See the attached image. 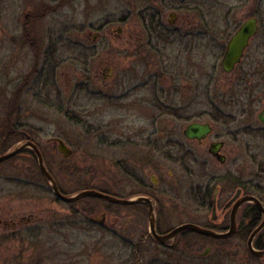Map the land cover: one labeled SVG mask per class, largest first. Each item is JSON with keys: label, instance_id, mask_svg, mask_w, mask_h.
<instances>
[{"label": "flooded vegetation", "instance_id": "af4514ba", "mask_svg": "<svg viewBox=\"0 0 264 264\" xmlns=\"http://www.w3.org/2000/svg\"><path fill=\"white\" fill-rule=\"evenodd\" d=\"M90 8L97 11L94 0H0V65L2 74L11 80V99L2 107L7 115L2 125L9 129L3 147L15 138L1 156L18 150L0 163L18 159L12 164L11 190L6 182L1 188L0 264H52L58 242L65 247L69 239L80 240L89 232L101 231L127 240L120 234L122 227L140 245L150 239L174 248L179 236L189 231L161 244L150 224L154 221L159 236L179 227L162 229L172 224L171 215L165 216V196L172 193L167 187L171 189L182 175L191 183V202L205 211L203 225L186 224L220 234L230 233L235 225L225 239L200 236L213 242L247 241L248 245L255 235L253 246L258 249L257 244L264 242V227L254 234L264 224V0H126L124 29L111 28L113 14L102 24L96 20L86 25L85 12ZM248 22L254 25L246 27ZM108 28L114 39L124 37L125 75L109 68H103L101 76L100 71L89 73L95 61L104 67L113 65L99 51L102 32ZM69 63L80 70L75 84L73 80L60 82ZM101 81L108 90L100 89ZM116 87L123 89L120 98L129 110V122L123 126L126 132L118 134L120 140L100 135L97 141L137 149L123 152L124 160L130 159L127 188L133 191L128 197L110 195L147 200L131 205L111 203L129 209L124 217L117 211L115 217L103 213L102 219L71 217L81 213L67 210L52 219V200L36 201L30 195L36 189L37 173L49 185L56 203L78 202L65 203L54 194L34 147L66 196L47 160L53 156L52 146L56 145L63 161L74 156V150L60 137L37 140L27 114L49 111L64 114L72 123L86 124L84 119L74 121L77 118L71 111L84 108L91 92L116 98ZM166 117H173L175 125L164 122ZM61 143L70 151L68 156L60 151ZM145 160H151L150 168L137 163ZM165 161L175 163L180 174L166 172ZM45 191L46 186H40L39 192ZM141 220L149 223L147 233L132 232L134 226H142ZM62 257L69 264V257Z\"/></svg>", "mask_w": 264, "mask_h": 264}, {"label": "rangeland", "instance_id": "374dc122", "mask_svg": "<svg viewBox=\"0 0 264 264\" xmlns=\"http://www.w3.org/2000/svg\"><path fill=\"white\" fill-rule=\"evenodd\" d=\"M94 6H97L95 13L92 12V8H90V12H85L86 25L92 22L96 23V20H99L102 24L109 19L108 14H113L111 19L115 20V24L111 28L122 27L124 29L123 20L126 12V0H112L104 3L94 0ZM85 35L89 36L87 31ZM102 37L101 42H99L100 57L105 58L106 61L107 58H110L113 65L104 67L103 62L95 61L89 65V73L98 74V71H100V75L104 72L103 68H109L115 74L125 75L127 73V57L124 37L114 39L110 34V28L102 32ZM86 41H88L87 37ZM90 41H92V36ZM1 68L0 65V156L10 149L15 140V138L10 139L8 145L3 147L8 137L6 132L9 129H5L2 125V120L7 117L2 107L11 99V93L9 95L11 80L2 74ZM63 71L65 74L61 76L60 82L66 84L69 80H73L75 84L77 75L80 72L78 66L69 63L64 66ZM117 79H120V77H117ZM99 85L102 90L109 89L103 81ZM118 89L116 87L114 93L117 97L107 96L109 99L95 96L91 92L89 101L85 100L82 105L84 108H77L76 112L71 111L73 117L77 118H74V121L78 119L83 121L84 119L86 124L72 123L64 114L49 111L27 114L28 118L31 119L30 122L35 125L32 131L37 140L45 141L60 137L74 150V156L63 161L56 145L52 146L51 148L54 150L51 155L53 156L47 160L48 168L53 172L59 186L68 196L84 190H100L109 193V195L118 194L128 197L133 191L129 187L127 188L126 169L129 167L130 159L124 160L123 152H134L137 148L111 147L104 144L100 145L97 141L100 135H105L112 140H120L118 134L126 132L123 126L129 122L127 119L129 110L126 107V100L120 98L123 89L120 91ZM143 121L148 120L142 119ZM164 122H168L171 126L175 125L173 117H166ZM103 124L105 128L98 127V125L103 126ZM183 125L184 123L181 122V126ZM17 160L0 165V203L4 202L1 194L3 183L6 182L9 190L12 188L11 182H9L15 176L12 164H15ZM150 162L151 160H145L137 163L149 165ZM164 169L166 172L172 171L178 175L180 174L178 166L173 162L165 161ZM36 170H39L38 165ZM181 177L178 179L179 182H175V185L171 186V189L167 187L172 193L169 194V197L168 195L165 196L167 206L165 216L168 218L171 215L172 224L163 225L162 229L164 231L186 223L200 225L205 223V211L199 210L195 202H191L189 178ZM40 186H46L48 191L39 192ZM48 186L45 179L37 173L36 189L30 195L36 201L52 200V219L64 216L62 212L67 210L69 214H74L77 210L81 213L71 217H96L97 219H102L103 213H106L107 218L110 216L115 217V211L124 217L125 210H129L122 207L116 208L108 201L95 197H86L71 205L56 203L57 200ZM8 194L11 195V192ZM9 200H11V197H8L6 201L9 202ZM109 223L111 222L108 219L107 225ZM141 224L142 226H134L132 232L146 234L147 229L149 230V223L141 220ZM122 228L120 234L123 239L127 240L115 239L109 233L101 231L100 233L89 232V236H83L80 240L69 239L65 247L62 246V242H58V249L54 248L53 250L52 264H66L65 258L62 257L64 255L69 257V264H264V258H256L249 253L247 241L241 244L236 241L213 242L199 234L186 232L179 236L177 246L174 248L163 247L150 239L140 245L137 240L127 235L129 233L125 232V227ZM72 233L81 234L76 231ZM169 244H172V242ZM208 248L211 250L208 254H205Z\"/></svg>", "mask_w": 264, "mask_h": 264}, {"label": "water", "instance_id": "95a60500", "mask_svg": "<svg viewBox=\"0 0 264 264\" xmlns=\"http://www.w3.org/2000/svg\"><path fill=\"white\" fill-rule=\"evenodd\" d=\"M254 25L253 22H248L245 24L246 27ZM35 151L37 152L38 156H39V164H40V168L43 172V174L45 175V177L49 180V182L52 185V189L54 194L59 198V200L65 202V203H72V202H76L79 201L83 198L86 197H95V198H99V199H103L106 200L110 203H115V204H121V205H131V204H136L138 202L147 200L144 198H137V199H120L117 197H114L112 195L97 191V190H84L81 191L75 195H71V196H66L64 194H62L57 186V183L55 181V179L52 177V175L50 174V172L47 170L43 158L41 156V154L39 153L38 149L36 147H34ZM60 151L62 153H64L66 156H68L70 154V151L66 148V146L61 143L60 144ZM18 152V150H13L3 156L0 157V163L10 159L11 157H13L14 155H16V153ZM150 228H151V233L154 235V237L156 238L157 241H159L161 244H166L167 242L171 241V240H175L176 237L186 231L189 232H194L196 234L202 235V236H211L217 239H225L227 237H229L231 234H233V230L235 228V225L232 228V231L230 233L227 234H220V233H216L213 232L211 230H208L204 227L195 225V224H184L179 226L178 228H176L174 231H172L170 234L165 235V236H159L156 233V229H155V223L154 221L151 222L150 224ZM264 227V224L262 225V227L260 229H258L254 234H257L262 228ZM255 235H253L252 240L249 241L248 243V249L250 251V253L257 257V258H264V250H259L254 248L253 246V238Z\"/></svg>", "mask_w": 264, "mask_h": 264}, {"label": "trees", "instance_id": "16d2710c", "mask_svg": "<svg viewBox=\"0 0 264 264\" xmlns=\"http://www.w3.org/2000/svg\"><path fill=\"white\" fill-rule=\"evenodd\" d=\"M257 246H258V249H260V250H264V243H263V242H259V243L257 244Z\"/></svg>", "mask_w": 264, "mask_h": 264}]
</instances>
